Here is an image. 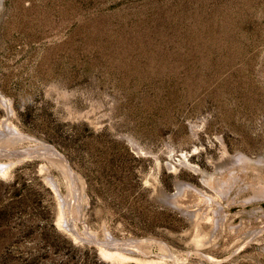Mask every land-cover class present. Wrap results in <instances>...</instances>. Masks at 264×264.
<instances>
[{"label":"rangeland","instance_id":"1","mask_svg":"<svg viewBox=\"0 0 264 264\" xmlns=\"http://www.w3.org/2000/svg\"><path fill=\"white\" fill-rule=\"evenodd\" d=\"M0 163V264H264V0H0Z\"/></svg>","mask_w":264,"mask_h":264},{"label":"bare ground","instance_id":"2","mask_svg":"<svg viewBox=\"0 0 264 264\" xmlns=\"http://www.w3.org/2000/svg\"><path fill=\"white\" fill-rule=\"evenodd\" d=\"M2 101H3V103H4V105L6 106V107H9L8 105H9V103H8V101H7V99H5L3 96H2ZM10 109V108H9ZM6 124V123H5ZM7 127L10 129L9 131H10V135H12L13 137H15V138H17V139H21V138H19L21 135H26V134H23V133H21V132H19L15 127H10V125H8L7 124ZM3 132H5V131H3ZM5 137V136H4ZM11 138V137H10ZM14 139V138H13ZM16 140V139H15ZM132 140V139H131ZM136 144V143H135ZM29 146V145H28ZM37 146V145H36ZM136 146V145H135ZM26 147V146H25ZM38 147V146H37ZM137 147V146H136ZM3 148V147H2ZM12 148V147H11ZM39 148H42V149H44V151H45V153H47L48 155H50L51 157H54V156H56V157H58L59 159H62V160H64V161H60V164H61V167L63 168V170H64V173L66 174V178H67V194L65 195V199H67V203L68 204H72V205H74V212L75 213H77L78 214V212H79V208H80V206H79V202H78V200H79V194H78V189H77V185H76V183H75V181L76 180H74V178H73V175H74V173H73V171L71 170V168H70V166L68 165V163H67V161H66V159H65V157L60 153V152H58L57 151V149L56 148H54V146H52V145H39ZM139 148V147H138ZM9 149V148H8ZM18 150V149H17ZM136 151H138V150H136ZM47 156V155H46ZM45 156V157H46ZM240 158V157H239ZM238 161L240 160V159H237ZM244 164V163H243ZM0 169L2 170H5L6 169V166L3 164V163H0ZM229 170V169H228ZM230 173V175H228V179H227V177H224L222 180H218V184H220V185H226V184H228L229 185V183L231 182V179H232V177H233V175L235 174V171H232V172H229ZM225 176V175H224ZM235 176V175H234ZM209 177V176H208ZM231 177V178H230ZM217 178V177H216ZM215 178V179H216ZM209 180V179H208ZM207 180V181H208ZM205 181V180H204ZM210 181V180H209ZM213 181H214V179H213ZM215 182V181H214ZM208 183V182H207ZM212 183V182H211ZM222 183V184H221ZM231 184V183H230ZM51 185H52V187L53 188H55V190H56V183H54V181L52 180L51 181ZM219 185V186H220ZM262 185V184H261ZM213 186H216L215 184L213 185ZM216 188H218L217 186H216ZM224 189V188H223ZM223 189H221L222 191H223ZM220 190V193L222 192ZM188 191V190H187ZM190 191V190H189ZM225 191L226 190H224L223 192L225 193ZM58 192V191H57ZM194 192V191H193ZM219 192V191H218ZM58 195V194H57ZM195 195H197V194H195ZM224 195V194H223ZM59 196V195H58ZM190 196V195H189ZM192 196V195H191ZM198 196V195H197ZM64 197L62 196V198H60V196H59V207H60V209H59V214H58V223L60 224V225H62V224H64V226L66 227V229L68 230V231H70L73 235H75V236H77L78 237V234H77V232H74V229L72 228V227H70L69 226V223H68V219L65 217V214H64V212H63V210H62V200H64L63 199ZM182 198V197H181ZM202 198V197H201ZM194 199H195V197H194ZM206 199V198H205ZM181 200V199H180ZM191 200V199H190ZM193 200V199H192ZM72 201H74V202H72ZM183 201V200H182ZM73 212V213H74ZM75 215V214H74ZM73 229V230H72ZM108 240H109V238H108ZM101 242V241H100ZM108 242H110V243H116V241L115 240H112V241H108ZM98 243V242H97ZM132 245V244H131ZM169 252V251H168ZM150 262V261H149ZM151 264H155V263H151Z\"/></svg>","mask_w":264,"mask_h":264},{"label":"water","instance_id":"3","mask_svg":"<svg viewBox=\"0 0 264 264\" xmlns=\"http://www.w3.org/2000/svg\"><path fill=\"white\" fill-rule=\"evenodd\" d=\"M6 113L8 114V110L6 111ZM19 138L21 139H31V140H36L38 142H40V145H49L45 142H42V141H39L37 140L36 138H34L33 136H29V135H21ZM125 140L130 144V146L132 147V149H136V147L134 146V144L131 142L130 139L128 138H125ZM44 149L42 148H23V149H20V151H13L11 152V154L13 155H21V156H25V157H30V156H33V155H38V154H41V153H44ZM133 241H136V240H128V241H124L122 243L124 244H127V243H130V242H133ZM99 244H103V245H108L107 242H98ZM110 244V243H109ZM113 245H117V244H120L118 242L116 243H111Z\"/></svg>","mask_w":264,"mask_h":264},{"label":"trees","instance_id":"4","mask_svg":"<svg viewBox=\"0 0 264 264\" xmlns=\"http://www.w3.org/2000/svg\"><path fill=\"white\" fill-rule=\"evenodd\" d=\"M17 196V194H14L13 197L15 198ZM5 206H2V211L5 210ZM91 263L92 264H103L102 262L99 261L98 258L94 257L92 260H91Z\"/></svg>","mask_w":264,"mask_h":264}]
</instances>
